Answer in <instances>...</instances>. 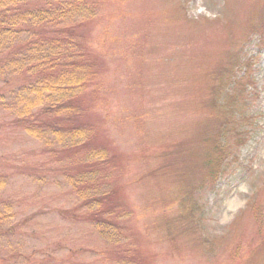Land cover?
<instances>
[{"label":"rangeland","instance_id":"1","mask_svg":"<svg viewBox=\"0 0 264 264\" xmlns=\"http://www.w3.org/2000/svg\"><path fill=\"white\" fill-rule=\"evenodd\" d=\"M82 28L104 214L0 106V264H264V0H101ZM234 55L243 96L219 135L213 82Z\"/></svg>","mask_w":264,"mask_h":264},{"label":"trees","instance_id":"2","mask_svg":"<svg viewBox=\"0 0 264 264\" xmlns=\"http://www.w3.org/2000/svg\"><path fill=\"white\" fill-rule=\"evenodd\" d=\"M100 4L101 0H0V106L10 125L42 143V152L63 164L59 172L81 201L79 208L96 222L101 221L103 200L109 195L100 187L109 150L94 141L96 128L86 118L91 102L87 97L98 96L101 72L85 49L82 27L96 16ZM232 58L213 82L211 102L221 115L219 135L238 116L237 100L243 96L237 90L242 76L235 77L243 61L238 55ZM71 167L75 170L70 172ZM3 184L1 178L0 189ZM113 206H108V213ZM96 227L104 240L117 244L109 238L111 229L100 223Z\"/></svg>","mask_w":264,"mask_h":264}]
</instances>
